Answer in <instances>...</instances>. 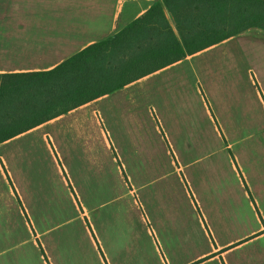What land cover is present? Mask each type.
Segmentation results:
<instances>
[{
	"label": "crops",
	"instance_id": "obj_1",
	"mask_svg": "<svg viewBox=\"0 0 264 264\" xmlns=\"http://www.w3.org/2000/svg\"><path fill=\"white\" fill-rule=\"evenodd\" d=\"M161 1L0 0V80ZM199 1L206 49L0 144V264H264V27L229 35Z\"/></svg>",
	"mask_w": 264,
	"mask_h": 264
},
{
	"label": "trees",
	"instance_id": "obj_2",
	"mask_svg": "<svg viewBox=\"0 0 264 264\" xmlns=\"http://www.w3.org/2000/svg\"><path fill=\"white\" fill-rule=\"evenodd\" d=\"M220 1L222 7L212 13L222 20L213 24L230 28L227 34L240 27H264V1L246 0L251 3L237 10ZM210 15L199 0H162L113 39L90 46L52 71L2 75L0 144L206 49L193 46L194 41L216 35L205 20L195 24L193 17Z\"/></svg>",
	"mask_w": 264,
	"mask_h": 264
},
{
	"label": "built area",
	"instance_id": "obj_3",
	"mask_svg": "<svg viewBox=\"0 0 264 264\" xmlns=\"http://www.w3.org/2000/svg\"><path fill=\"white\" fill-rule=\"evenodd\" d=\"M128 1H130V0H119L120 4H122V5L127 3Z\"/></svg>",
	"mask_w": 264,
	"mask_h": 264
}]
</instances>
